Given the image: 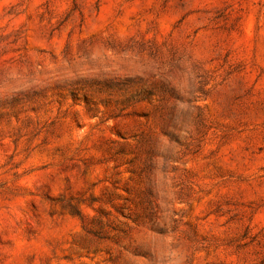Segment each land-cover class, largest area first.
<instances>
[{
  "label": "rangeland",
  "instance_id": "obj_1",
  "mask_svg": "<svg viewBox=\"0 0 264 264\" xmlns=\"http://www.w3.org/2000/svg\"><path fill=\"white\" fill-rule=\"evenodd\" d=\"M0 264H264V0H0Z\"/></svg>",
  "mask_w": 264,
  "mask_h": 264
}]
</instances>
